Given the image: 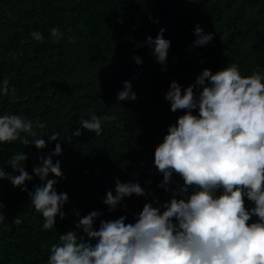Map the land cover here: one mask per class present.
Returning <instances> with one entry per match:
<instances>
[{
    "label": "trees",
    "instance_id": "16d2710c",
    "mask_svg": "<svg viewBox=\"0 0 264 264\" xmlns=\"http://www.w3.org/2000/svg\"><path fill=\"white\" fill-rule=\"evenodd\" d=\"M197 23L213 39L192 47ZM53 26L63 33L58 40L50 38ZM161 26L170 40L163 71L143 44ZM32 30L41 31L44 39L33 40ZM134 54L142 57L140 65ZM231 62L242 75L264 70V0H0V80L7 78L14 88L0 96V114L39 119L46 126L38 132L59 133L62 155L53 159L60 160L64 178L55 187L69 197L65 218L57 216L54 228L44 230L27 192L0 179V214L5 217L0 221V264H46L50 245L74 230L77 211L83 216L99 210L98 227L99 219L124 207L126 216H133L152 199L133 191L109 209L102 199L107 189L114 190L116 177L135 174L161 202L169 199L170 193L157 187L162 174L152 164L153 145L182 110L170 111L163 90L172 79L187 86L203 68L214 72ZM125 80L131 81L136 99L117 101ZM92 114H114L115 119L105 122L99 136L83 129L73 136L79 119ZM55 143L39 150L19 141L0 145V167L13 172L6 162L13 152L23 151L28 155L25 169L32 174L37 157ZM172 180L170 187L182 183L176 174ZM39 183L34 176L26 181L27 189ZM16 217L21 223H15Z\"/></svg>",
    "mask_w": 264,
    "mask_h": 264
},
{
    "label": "clouds",
    "instance_id": "9594fccd",
    "mask_svg": "<svg viewBox=\"0 0 264 264\" xmlns=\"http://www.w3.org/2000/svg\"><path fill=\"white\" fill-rule=\"evenodd\" d=\"M163 31L161 26L155 36L147 35L143 41L162 71L170 45ZM192 32V47L213 39V33L205 32L199 23ZM62 35L58 27H51L50 38L58 40ZM30 37L44 39L39 30H32ZM132 59L142 63L137 54ZM10 91L14 88L10 90L9 80H0V96ZM163 91L170 111L182 110L153 145L152 164L162 174L157 187L170 193L169 199L161 202L135 174L116 177L114 190L107 189L102 199L109 209L133 191L152 199L135 209L133 216H126L124 207L99 219L98 227L99 210L83 216L75 212L74 230L60 234L58 242L50 245L46 264H264V70L242 75L235 62L214 72L205 67L187 86L172 79ZM136 96L131 81L125 80L116 99L135 100ZM114 119V114L82 116L72 135L80 136L83 129L99 136L105 122ZM45 126L26 115L0 114V145L19 141L39 150L57 141L50 152L37 157L32 174L25 169L28 155L23 151L13 152L6 162L13 172L0 167V179L27 192L43 218L42 229L48 230L54 228L57 216L65 218L69 197L55 187L64 178L60 160L53 159L62 155L59 133L38 132ZM174 174L182 183L170 187ZM34 176L40 183L29 191L26 181ZM4 219L0 214V221ZM14 220L21 223L19 217Z\"/></svg>",
    "mask_w": 264,
    "mask_h": 264
}]
</instances>
